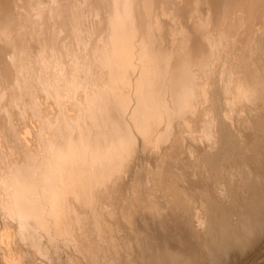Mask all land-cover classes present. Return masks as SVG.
Returning a JSON list of instances; mask_svg holds the SVG:
<instances>
[{
	"label": "bare ground",
	"instance_id": "6f19581e",
	"mask_svg": "<svg viewBox=\"0 0 264 264\" xmlns=\"http://www.w3.org/2000/svg\"><path fill=\"white\" fill-rule=\"evenodd\" d=\"M0 264H264V0H0Z\"/></svg>",
	"mask_w": 264,
	"mask_h": 264
},
{
	"label": "rangeland",
	"instance_id": "374dc122",
	"mask_svg": "<svg viewBox=\"0 0 264 264\" xmlns=\"http://www.w3.org/2000/svg\"><path fill=\"white\" fill-rule=\"evenodd\" d=\"M90 17H91V16H90ZM90 17H89V22H90V23H89L88 20H87V22L89 23V25L86 24V27H87L88 29H89L90 27H92V23H93V21H92L93 19H92V18L90 19ZM87 22H86V23H87ZM106 31H108V30H106ZM102 35H104V34H102ZM37 53H38V51H37ZM95 68H96V67H95ZM96 71H97V68H96ZM105 81H106V79H105V80L100 79V80H99V82H100L99 84L101 85V83L103 84V83H105ZM122 176H124V175H122ZM122 176H121V177H122Z\"/></svg>",
	"mask_w": 264,
	"mask_h": 264
}]
</instances>
